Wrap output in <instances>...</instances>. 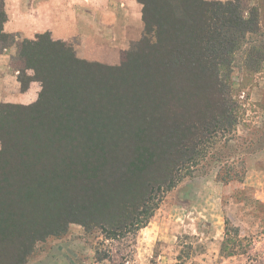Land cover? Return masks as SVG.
<instances>
[{
  "label": "trees",
  "instance_id": "trees-1",
  "mask_svg": "<svg viewBox=\"0 0 264 264\" xmlns=\"http://www.w3.org/2000/svg\"><path fill=\"white\" fill-rule=\"evenodd\" d=\"M138 2L145 65L125 57L111 68L78 59L49 33L6 34L0 0V55L16 47L22 92L41 85L30 105L0 104V264H24L35 241L69 223L133 225L152 190L192 161L195 140L231 124L216 95L219 69L239 36L255 32L254 18L231 3Z\"/></svg>",
  "mask_w": 264,
  "mask_h": 264
},
{
  "label": "rangeland",
  "instance_id": "rangeland-1",
  "mask_svg": "<svg viewBox=\"0 0 264 264\" xmlns=\"http://www.w3.org/2000/svg\"><path fill=\"white\" fill-rule=\"evenodd\" d=\"M208 1L237 6L238 15L253 17L257 27L239 36L232 61L219 69L216 95L222 108L232 113L231 124L212 126L195 140L192 161L176 172L167 188L152 190L133 225L113 231L97 224L69 223L65 232L35 241L24 264H264V0ZM17 2L28 9L29 0H4L6 22ZM6 22V34L29 39L5 30ZM141 40L142 36L124 49L63 42L78 59L119 68L125 57L145 65L141 51L146 47L137 46ZM155 42L151 35L146 44ZM16 51L13 45L3 52L12 55V71ZM35 83L34 100L20 105L36 101L41 85ZM144 220L146 226L157 222L152 231L162 229L161 240L140 234L138 221ZM216 229L221 235H211Z\"/></svg>",
  "mask_w": 264,
  "mask_h": 264
},
{
  "label": "crops",
  "instance_id": "crops-1",
  "mask_svg": "<svg viewBox=\"0 0 264 264\" xmlns=\"http://www.w3.org/2000/svg\"><path fill=\"white\" fill-rule=\"evenodd\" d=\"M26 8L25 3L17 2L5 30L29 39L49 33L55 41H86L87 47L124 49L141 38L144 28L138 0H29ZM11 56L10 53L0 55V103H31L37 95V84L31 82L26 91L19 90L16 73L9 67ZM153 225L157 226L154 220L140 234L147 240H161L162 229L152 231ZM189 227L187 224L186 228ZM211 235H221V232L216 229Z\"/></svg>",
  "mask_w": 264,
  "mask_h": 264
}]
</instances>
